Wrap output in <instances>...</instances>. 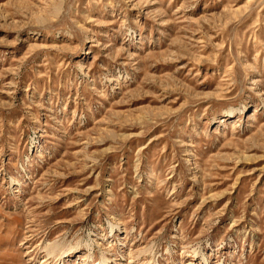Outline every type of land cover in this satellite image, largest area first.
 Returning <instances> with one entry per match:
<instances>
[{
	"label": "rangeland",
	"instance_id": "obj_1",
	"mask_svg": "<svg viewBox=\"0 0 264 264\" xmlns=\"http://www.w3.org/2000/svg\"><path fill=\"white\" fill-rule=\"evenodd\" d=\"M0 264H264V0H0Z\"/></svg>",
	"mask_w": 264,
	"mask_h": 264
}]
</instances>
